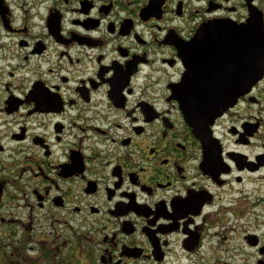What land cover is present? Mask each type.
Instances as JSON below:
<instances>
[{
	"label": "flooded vegetation",
	"instance_id": "flooded-vegetation-1",
	"mask_svg": "<svg viewBox=\"0 0 264 264\" xmlns=\"http://www.w3.org/2000/svg\"><path fill=\"white\" fill-rule=\"evenodd\" d=\"M264 0H0L1 264H264V76L195 132L187 46Z\"/></svg>",
	"mask_w": 264,
	"mask_h": 264
},
{
	"label": "water",
	"instance_id": "water-1",
	"mask_svg": "<svg viewBox=\"0 0 264 264\" xmlns=\"http://www.w3.org/2000/svg\"><path fill=\"white\" fill-rule=\"evenodd\" d=\"M180 54L187 68L174 96L181 101L195 132L209 127L264 76V26L260 19L244 25L214 22Z\"/></svg>",
	"mask_w": 264,
	"mask_h": 264
},
{
	"label": "rangeland",
	"instance_id": "rangeland-1",
	"mask_svg": "<svg viewBox=\"0 0 264 264\" xmlns=\"http://www.w3.org/2000/svg\"><path fill=\"white\" fill-rule=\"evenodd\" d=\"M1 243H0V264L2 263L1 262V256H2V253H3V247H2V244Z\"/></svg>",
	"mask_w": 264,
	"mask_h": 264
}]
</instances>
